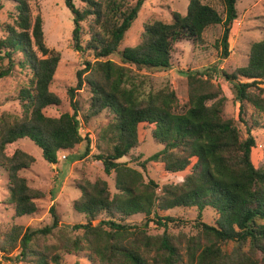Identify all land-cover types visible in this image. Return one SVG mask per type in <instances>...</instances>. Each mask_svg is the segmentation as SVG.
Segmentation results:
<instances>
[{"label":"trees","instance_id":"trees-1","mask_svg":"<svg viewBox=\"0 0 264 264\" xmlns=\"http://www.w3.org/2000/svg\"><path fill=\"white\" fill-rule=\"evenodd\" d=\"M7 1L14 5V14L13 22L2 27L0 81L17 68L30 76L17 95L21 114L0 115V169L8 174V200L15 217L39 213L38 203L47 193L31 187L21 174L35 165V157L23 150L8 156V146L29 139L51 165L58 164V153L72 152L86 139L88 153L90 140L81 134L83 108L77 101L84 86L93 95L84 121L105 110L113 115L101 136L111 148L96 157L107 176L115 174L116 193L112 194L104 180L76 179L81 196L73 207L85 216L86 223L61 226L53 205L51 226L31 230L13 225L0 235V264H63L64 253L82 252L101 264H183L184 256L187 264H264V165L256 168L252 162L253 132L264 129V38L251 46L246 66L232 73L219 71L240 104L239 122L246 128V137L227 115L228 98L212 77L187 73L189 108L177 112L175 92L165 88L140 98L136 87H127L125 68L103 61L119 54L123 64L168 71L173 68L176 45L192 42L203 46L204 33L218 25L224 26L221 45L227 57L229 26L238 18L241 0H219L221 10L204 0H190L185 15L173 12L169 23H145L139 44L122 51L125 35L147 0H86L82 9L74 0H64L74 16V50L96 59L85 62L77 73V85L67 89L68 105L52 89L62 57L46 44L42 17L32 11L31 3L36 0ZM83 23L89 37L85 45ZM52 109L58 116L47 113ZM149 133L163 148L145 161L135 162L143 171L154 162L163 164L170 174L188 172L182 183L160 188L153 180L146 182L141 171L121 162L146 142ZM176 209L196 210L198 232L194 236L169 233L168 222L176 220L162 217L158 211ZM208 210L216 215L214 223L204 220ZM101 215L107 219L97 225ZM137 215L144 216V225L127 223ZM152 222L164 232L149 234ZM56 230L57 244H48ZM79 231L81 235L73 234ZM230 244L233 247L227 250L225 246Z\"/></svg>","mask_w":264,"mask_h":264},{"label":"rangeland","instance_id":"rangeland-1","mask_svg":"<svg viewBox=\"0 0 264 264\" xmlns=\"http://www.w3.org/2000/svg\"><path fill=\"white\" fill-rule=\"evenodd\" d=\"M190 0H147L141 8L137 20L131 29L126 33L120 51L128 47H135L142 38L145 23L156 21L171 22L172 13L178 12L182 15L187 13ZM77 8L82 9L86 0H74ZM221 10L219 0H204ZM0 38L5 35L2 27L13 22L14 5L7 0H0ZM33 15H41L43 20L45 41L47 46L61 54V62L58 66L52 89L58 92L68 105L67 89L77 85V73L85 68V62H95L94 56H84L74 50L72 32L74 29V16L67 8L64 0H36L31 3ZM238 18L229 26L230 34L228 39L229 55L223 56L221 41L224 34V26L218 25L209 28L204 33L205 43L203 46L192 42H183L175 46L173 53V68L168 71H149L138 69L135 66L123 64L119 54L112 55L103 61H112L117 66L125 68L126 85L129 88H137L140 98H146L150 93L165 88L175 92L177 103L175 110L185 112L189 108L188 79L189 74H202L205 79L212 77L215 85H220L228 98L226 113L235 120L241 134L246 137V128L239 122L240 104L235 101L234 92L230 84L219 74L220 70L229 73L244 67L248 64L251 46L264 38V0H241L237 4ZM85 35L82 41L85 45L89 39L86 35L87 25L83 23ZM88 74L84 75L87 76ZM30 76L28 71L19 68L11 75L0 81V115L12 113L20 115L22 108L18 100V91L27 83ZM243 82H246L244 80ZM264 87V86H263ZM91 89L84 86L78 91L77 101L83 108L79 119L82 122L81 134L90 140V149L87 152L88 140L86 139L72 152L58 153V164L51 165L43 158L42 151L29 139H21L9 145L6 154L12 156L16 150H23L36 159L35 165L21 174L29 179L30 186L46 191V196L40 200L38 205L40 212L33 216L15 217V211L9 204L8 174L0 169V235L9 230L13 225H20L24 229H42L51 226L53 223L50 209L54 205L60 215L61 226L85 224L86 218L74 210V202L80 198L81 193L75 185V180L86 178L92 182L104 180L108 182L112 194L116 193L115 174L107 176L104 172L102 161L96 156L103 154L111 148L110 142L104 140L102 132L107 128L112 112L105 110L98 116L84 121L83 116L87 113L92 98ZM70 111V108L67 106ZM72 110V109H71ZM254 109H250L253 115ZM50 116H58L56 109L47 112ZM256 138V147L252 151V162L256 168L264 165V129H257L253 132ZM162 146L155 142L152 133H149L146 142L139 148L131 151L130 156L123 158L130 167L138 169L144 175L146 182L153 180L160 186L166 184H180L184 181L188 172L170 174L165 171L161 163H148L147 170L143 171L136 163L148 159L153 154L162 150ZM86 154V155H85ZM66 157V159L64 158ZM135 158V160H134ZM160 191V190H158ZM162 217H173L176 221L168 222V231L178 235L184 233L194 236L198 232L197 212L189 209H176L168 212L158 211ZM216 215L212 210L205 212L204 220L214 223ZM107 217L101 215L97 219V225ZM131 226H142L145 223L143 215H137L127 221ZM56 232L47 241L48 244H57ZM149 234L159 235L164 232L156 223H150ZM81 235L82 232H74ZM233 244L226 245L227 250L232 249ZM0 254V262L2 260ZM63 264H101L100 261H90L86 253L76 255L63 254ZM183 264H187V256L183 257Z\"/></svg>","mask_w":264,"mask_h":264},{"label":"water","instance_id":"water-1","mask_svg":"<svg viewBox=\"0 0 264 264\" xmlns=\"http://www.w3.org/2000/svg\"><path fill=\"white\" fill-rule=\"evenodd\" d=\"M68 227H70V226H68Z\"/></svg>","mask_w":264,"mask_h":264},{"label":"built area","instance_id":"built-area-1","mask_svg":"<svg viewBox=\"0 0 264 264\" xmlns=\"http://www.w3.org/2000/svg\"><path fill=\"white\" fill-rule=\"evenodd\" d=\"M65 158V157H64Z\"/></svg>","mask_w":264,"mask_h":264}]
</instances>
